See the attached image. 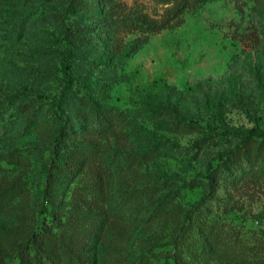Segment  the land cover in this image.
I'll return each mask as SVG.
<instances>
[{
	"label": "rangeland",
	"instance_id": "obj_1",
	"mask_svg": "<svg viewBox=\"0 0 264 264\" xmlns=\"http://www.w3.org/2000/svg\"><path fill=\"white\" fill-rule=\"evenodd\" d=\"M69 36L59 111L124 135L92 139L97 159L49 184L58 127L39 112L60 95ZM238 126L264 130V0H0V257L24 264L19 246L48 220L46 264H264V143L205 176ZM123 179L157 210L121 196Z\"/></svg>",
	"mask_w": 264,
	"mask_h": 264
},
{
	"label": "trees",
	"instance_id": "obj_2",
	"mask_svg": "<svg viewBox=\"0 0 264 264\" xmlns=\"http://www.w3.org/2000/svg\"><path fill=\"white\" fill-rule=\"evenodd\" d=\"M72 12L78 14L79 11L77 8H73ZM65 30H72L67 23H65ZM61 64L63 80L60 95L55 99L52 106L46 110L41 109L42 111L39 112V114L44 112L46 120L52 122L53 125L56 124L58 127L52 142L50 162L47 165V183L49 184L59 181L62 177H65L66 182H69L84 169L88 162L97 159L99 151L93 145L92 139H96L110 132L117 136L124 135L119 125L103 117L94 116L90 111H86L85 109L78 108L79 110H77L72 108L71 112L67 114L62 111L65 104L68 106L72 104L70 92L74 79V66L72 62V44L70 36L67 39V45L63 52ZM58 106L62 108L61 111H59ZM27 108L28 105L26 103H19L16 107V113L22 114L21 112L26 111ZM34 113H38V110L28 113V119H31ZM38 117H40V115ZM83 129L85 132H88V135H85L86 137L78 138L75 136V131ZM233 130L241 135V140L235 145L224 148L217 153L216 158H218L219 161L216 167L212 168V162L210 161L205 176L211 186L216 183L219 174L229 165V158L235 156L240 150H243L245 145L251 140L261 139V142L264 143V130L257 126L249 128L238 126ZM262 148L263 147L259 145V148L256 150L257 155L262 156L264 154ZM121 175V178H127L124 174ZM125 179H123L121 187L119 188L120 195L125 197L128 194H134V203L138 205L140 201V192L129 187ZM140 204L141 211L146 210L149 214L157 210L156 205H151L150 203L143 204L141 201ZM42 225L41 228L34 229L31 232L28 242L19 246V259L21 262H24V264H35L30 263L31 258L39 264H46L47 262H52L56 257L53 250L47 247L43 242L45 240L44 235L47 234L48 231H52V224H50V221L45 220ZM188 262V264H194L196 263V258L192 257ZM0 264H7L4 257H0Z\"/></svg>",
	"mask_w": 264,
	"mask_h": 264
}]
</instances>
